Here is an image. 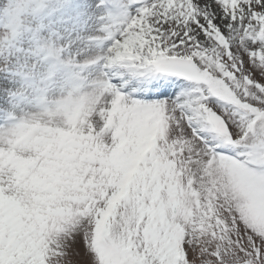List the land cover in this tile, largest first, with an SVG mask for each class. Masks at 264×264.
<instances>
[{"label":"snow or ice","instance_id":"snow-or-ice-1","mask_svg":"<svg viewBox=\"0 0 264 264\" xmlns=\"http://www.w3.org/2000/svg\"><path fill=\"white\" fill-rule=\"evenodd\" d=\"M0 264H264V0H0Z\"/></svg>","mask_w":264,"mask_h":264}]
</instances>
